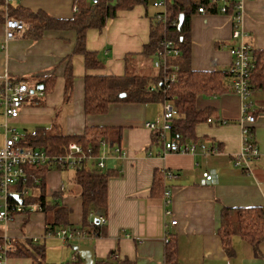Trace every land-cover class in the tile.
Wrapping results in <instances>:
<instances>
[{
    "label": "crops",
    "instance_id": "0c3cea01",
    "mask_svg": "<svg viewBox=\"0 0 264 264\" xmlns=\"http://www.w3.org/2000/svg\"><path fill=\"white\" fill-rule=\"evenodd\" d=\"M241 3V26L252 47L253 59L257 52L264 51V0H241ZM74 4L75 0H20L11 4V8L41 11L54 19L68 20L74 16ZM0 5H3L0 13L4 15L0 22V91L8 78L30 87V97L17 119L8 120L0 109V146L5 143L3 126L6 122L24 139L38 128H44L51 135L65 136H81L86 127L122 131L119 143L111 147H121L124 157L111 152L105 161V171L112 173L108 182V207L103 214L107 219L106 236L79 237L65 243L71 244V248L74 243L93 247L94 264L108 261L112 254L120 261L129 260L134 264H166L169 238L177 242V264H264V240L256 253L249 241L233 235V255H229L219 235L226 209L230 212L264 209V92L255 91L244 101L232 88L233 78L227 76L225 93L198 100L199 108L211 111L212 121L199 124L196 136L201 144L215 151L165 152L163 145L156 143L154 133L145 127L146 122L163 123V114L153 103L118 102L112 104L106 114L86 115L84 112L87 76L157 75V71H150L149 63L153 59L142 53L149 43L152 21L158 12L152 3L148 9L139 4L131 10H120L103 30L87 31L86 48L95 52L102 62V67L94 69L86 68L83 55L73 54L76 47L73 31L47 30L38 40L27 38L23 32L7 40L6 20L10 18V7L6 8L1 0ZM24 24L28 28V23ZM232 31L233 22L228 15L193 14L189 37L192 70L228 73L233 62L231 49L238 44L232 38ZM69 69L73 78L71 91L66 96ZM246 104L255 118L252 124L242 123ZM243 125L253 128L258 155L238 165L244 149ZM206 171L217 173L216 184L201 185ZM156 172L163 177L160 196L152 193ZM167 172L174 178H168ZM74 177L73 170L44 173L47 197L53 200L55 194L62 193L55 202L71 209L70 223L78 227L84 215ZM18 186L12 188L13 195L21 192ZM168 189L171 199L166 203L164 194ZM38 192L39 189L34 190L35 195ZM229 214L232 216L235 212ZM89 218L94 220L91 214ZM173 219L176 225L171 224ZM47 222L48 217L40 209L16 213L9 221H0V239L13 245L6 264H45L49 252L65 250L54 241L59 237L46 235ZM55 243L56 247L48 249V245ZM76 256L74 252L72 264H86L85 261L75 262Z\"/></svg>",
    "mask_w": 264,
    "mask_h": 264
},
{
    "label": "trees",
    "instance_id": "16d2710c",
    "mask_svg": "<svg viewBox=\"0 0 264 264\" xmlns=\"http://www.w3.org/2000/svg\"><path fill=\"white\" fill-rule=\"evenodd\" d=\"M4 2V0H1ZM153 0H99L97 4L92 0H75L77 12L72 19H54L44 12H31L21 7L11 8L9 16L12 19L28 23L25 28V36L38 40L47 30L73 31L76 33V47L73 54H81L85 58L86 68L94 69L102 67L95 52L86 48V33L90 29L103 30L109 20L115 19L120 10H131L136 5L142 4L149 8ZM205 5L208 13L216 14L207 0H171L167 6L168 21L156 22L155 14L152 21L150 40L144 47L143 55L148 59L154 58L160 50L163 41H171L180 51L177 57H168L171 66H177V80L174 83L164 82L165 76L175 72L168 69L165 73L159 71L156 76H142L126 74L124 76H87L84 83V112L86 115H102L109 111L112 104L118 102L152 104L172 101L180 116L172 122L170 137L177 142H192L201 144L196 136V127L202 123H209L211 111L198 107V100L203 96H220L226 92L224 79L231 76L230 71L201 72L194 71L190 65L191 59V17L197 14L199 6ZM3 5H0V7ZM3 9L0 8V11ZM184 15V23L179 26L180 16ZM4 15L0 13V22ZM250 90L252 92H264V51L253 55L250 72ZM232 77V76H231ZM68 85L66 96L71 91L72 75L68 70ZM152 86L155 90L151 91ZM125 94L121 98L120 95ZM249 110V107L248 109ZM121 129L86 127L81 136L51 135L44 128H38L26 139L21 137L20 147L45 148L51 147L53 153L63 154L71 143L82 146L86 151L92 152V157H97L102 150V143L110 146L117 145L121 139ZM249 132L253 138V128ZM156 143L158 142L155 140ZM57 170L50 166H37L28 169L29 179L26 184H19V192L29 191L24 197L25 204L36 203L48 217L46 223V235H53L57 230L68 229L71 231L85 232L88 237H105L106 226L97 224L95 219L90 220V214L103 215L107 211L108 182L112 176L110 171L98 168L95 164L76 168L74 183L77 186L82 199L83 223L74 226L70 223L71 209L63 204L55 202L62 193L55 194L53 200L47 197L45 190L44 173ZM162 173L156 172L154 176L152 193L160 196L163 192ZM39 189L37 195L34 190ZM12 203H16L14 198ZM235 212V215L229 214ZM236 217V218H235ZM219 235L222 239L225 251L233 255L231 246L232 236L239 235L249 241L258 253V245L264 240V209H226L222 214V227ZM44 250L41 255L44 256ZM12 254V253H11ZM11 254L9 256H11ZM166 264H177V242L175 238H169L165 255ZM84 263L77 254L76 261ZM95 264H134L129 260L120 261L112 256L108 261L95 262Z\"/></svg>",
    "mask_w": 264,
    "mask_h": 264
},
{
    "label": "built area",
    "instance_id": "2783aa9c",
    "mask_svg": "<svg viewBox=\"0 0 264 264\" xmlns=\"http://www.w3.org/2000/svg\"><path fill=\"white\" fill-rule=\"evenodd\" d=\"M20 0H4L5 7L17 3ZM99 0H92V3L97 4ZM171 0H153L152 5L159 13L155 16L156 22L167 23V6ZM208 4L213 7L216 14L228 15L233 22L232 38L238 41V44L231 49L233 56V62L230 67V74L233 78V90L236 94L245 101L249 99L253 92L250 90V72L252 62V47L246 41L247 34L241 26L242 22V3L241 0H207ZM207 7L201 5L197 9L198 14L208 13ZM74 13L77 12V7L74 5ZM25 24L21 20L8 18L6 20V38L7 40H13L18 34H21L25 30ZM180 55V51L174 47L171 41H163L160 44V50L155 56L154 66L159 71L164 73L168 69H173L175 72L170 76H165L164 82L174 83L177 80V66H171L169 64V56L177 57ZM155 90L152 86L151 91ZM40 94H43L42 92ZM30 97V87L25 83H15L9 78L6 79L5 84L0 91V109L3 111L5 117L8 120L17 119L20 116V111L24 103ZM248 104L243 107L244 119L242 123L252 124L255 118L248 112ZM180 116L177 108L172 101L165 102L163 106V123L161 125L154 122H146L145 127L155 135V139L158 143L163 145L165 152L173 153H195L200 151L202 153H211L215 151L214 148H210L205 144H195L192 142L180 143L174 141L170 137L172 130V122ZM209 122L212 119L208 120ZM5 143L0 146V200L3 205L0 207V221L7 222L11 219L13 214L26 212L27 210L41 209L40 205L25 204L24 197H27L29 191L22 190L17 196L22 200L20 203L18 200L16 203H12L13 191L12 188L19 184H26L29 179L28 169L37 166H50L57 170H75L83 166H91L95 164L100 169H105V161L111 154L117 157H124L125 152L121 147L110 148L105 142L102 143L101 153L97 157H92L90 150H85L82 146L71 143L66 152L63 154L53 153L51 147L46 149H36L29 147H20L21 138L18 130L15 127L9 125L8 122L4 124ZM251 126L243 125V140L244 149L239 157L238 165L242 163L246 164V160L256 157L258 150L254 147L253 138L249 132ZM110 149V151H109ZM103 151V153H102ZM168 178H174L171 172L165 174ZM218 182V175L215 171H206L202 174L201 185L208 186ZM166 203L170 202L171 190H166L164 194ZM94 219L99 220L100 225H106L107 219L103 215H95ZM166 215H170V212H166ZM172 225H176L175 219L171 222ZM62 239L65 242L72 241L75 238L86 237L85 232L71 231L68 229L57 230L53 235ZM75 237V238H74ZM88 237V236H87ZM72 239V240H71ZM168 243V240H166ZM13 252V245L6 239H0V264H6L9 255ZM76 261V257L73 259Z\"/></svg>",
    "mask_w": 264,
    "mask_h": 264
},
{
    "label": "rangeland",
    "instance_id": "374dc122",
    "mask_svg": "<svg viewBox=\"0 0 264 264\" xmlns=\"http://www.w3.org/2000/svg\"><path fill=\"white\" fill-rule=\"evenodd\" d=\"M152 59H153V61H151L149 63V67L151 68L150 71L154 72V70H155L158 72V70L154 66L155 57ZM153 105L157 108L158 111H161V113L163 114V104L162 103H153ZM76 239L77 238L73 239V241ZM54 241L60 247L63 245L62 247H64L65 250H53V251H51V253L49 251H47V252H49V254L47 253L48 255L46 256L45 264H72V263H74L71 260V256L74 254V251L72 250V248L70 246L71 244L68 245L67 243H65V241L63 242L62 239H60V238L57 240H54ZM56 243L53 245H48V249H49V246L56 247ZM75 244H78V243H74L73 245H75Z\"/></svg>",
    "mask_w": 264,
    "mask_h": 264
},
{
    "label": "water",
    "instance_id": "95a60500",
    "mask_svg": "<svg viewBox=\"0 0 264 264\" xmlns=\"http://www.w3.org/2000/svg\"><path fill=\"white\" fill-rule=\"evenodd\" d=\"M184 15L180 16L179 19V26L181 27L184 23ZM121 98L125 97V94L120 95ZM13 198L15 200H18L20 203H22V200L17 195H13ZM96 223H99V220H95ZM72 249L74 252H76L80 257L85 261L86 264H94V248L89 245H79L75 244L72 246Z\"/></svg>",
    "mask_w": 264,
    "mask_h": 264
}]
</instances>
